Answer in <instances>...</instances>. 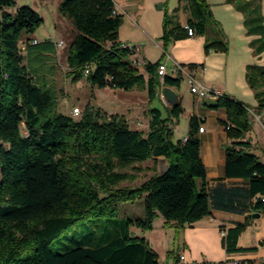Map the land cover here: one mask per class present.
<instances>
[{
    "label": "trees",
    "instance_id": "1",
    "mask_svg": "<svg viewBox=\"0 0 264 264\" xmlns=\"http://www.w3.org/2000/svg\"><path fill=\"white\" fill-rule=\"evenodd\" d=\"M225 1L243 14L246 33L255 35L249 45L254 55H261V0ZM179 10L188 14L185 25L177 20ZM59 11L76 30L67 50L72 81L86 78L92 87L124 89L145 83L148 99L157 96L160 61H146L143 71L139 70L130 48L118 40L123 14L116 10L114 0H61ZM42 21L28 5L0 0V264H161L144 237L130 235V225L149 229L160 215L165 223H173L178 237L179 228L210 215L212 208L234 209L233 199L242 196L237 191L241 188H230L225 195L208 187L197 119H189L183 139H173V125L183 111L179 102L171 104L165 115L160 108L150 107L146 132L114 114L100 119L99 110L88 104L78 117L58 112V91L50 76L56 44L49 39L32 43L30 37ZM186 25L194 35H205L208 25L215 26V37L205 38V52L228 50L221 24L206 0H179L172 12H164L163 56L171 43L189 36ZM21 42L26 44L24 50ZM198 66L204 65L188 64L191 69ZM245 79L257 101L255 107L225 94L210 106L226 110L224 125L232 141L225 148V176L242 179L244 196L254 199L251 208L259 210L264 208V162L245 136L251 130V110L264 115V65L247 64ZM181 80V73L165 74L163 85L178 89ZM261 123L264 127V119ZM93 156L97 160L92 162ZM160 157L166 161L164 171L135 187L112 188L125 177L113 171V160L126 167ZM102 191L107 194L101 195ZM140 197L143 215L121 219L120 233L106 242L65 250L49 247L76 221L115 215L119 203ZM247 223L226 230L222 237L225 252L245 250L237 246V239ZM179 260L175 253L174 262ZM237 264H264V260Z\"/></svg>",
    "mask_w": 264,
    "mask_h": 264
},
{
    "label": "crops",
    "instance_id": "2",
    "mask_svg": "<svg viewBox=\"0 0 264 264\" xmlns=\"http://www.w3.org/2000/svg\"><path fill=\"white\" fill-rule=\"evenodd\" d=\"M206 2L211 6L214 18L221 24L224 38L228 43V51L226 52L211 50L203 54L205 38L207 36L209 38L215 37V31L214 34L188 36L185 39L174 41L169 45L166 54L163 56L162 40L160 39L163 32V8L165 7L168 12H172L179 4V0H114L116 10L123 14V20L118 29V40L121 43L131 42L137 44L139 46L137 57L145 62L163 61L165 56H168V74L172 76L178 74L173 71L175 62L186 68L190 63H202L205 69L201 70L196 67L195 79L217 92L214 95L215 98L209 97L208 93L199 98L197 94L190 91L188 83V88L184 93L187 94L189 103L185 105L179 90L171 87L177 94V102L181 104L183 112L186 113L188 123L189 119L194 117L198 120L199 126H204L203 131H197V136L200 140V157L205 166L208 187L212 188V192L224 191L225 195L228 194L230 188H241L237 191L242 196L237 195L234 197L232 204L234 209L212 208L210 215L195 223L185 224L178 229V241L182 244L183 253L180 254L182 258L177 264H199L196 259H198V256L200 257V254L206 258L209 256L211 238L218 239L219 233L222 234L221 230H227L229 227L245 220H248V223L237 239V246L245 250L232 253L224 252V264H237L242 260L259 263L264 260V244H261L264 239V208L259 210L251 208L254 199L249 200L244 196L246 184L242 179L225 176V148L232 141L227 136L224 125L227 117L226 110L223 107L213 108L210 105L216 102L218 95L221 94L245 103L247 102L242 99L244 94H252L254 97L253 90L245 79V68L247 64L252 63L264 65V52L259 56L253 54L249 42L255 35L246 33L243 25V14L235 9L231 3H227L225 0H206ZM158 3L160 7L155 6ZM263 4L264 0H261V11ZM262 13L264 15V12ZM176 14L178 22L185 25L188 17L187 12L179 10ZM57 26L55 25L56 28ZM31 38L40 41L37 37ZM43 39L51 40L50 38ZM196 50H198L201 59H196L194 55ZM231 51L234 52L233 61H229L233 58L228 57ZM216 57L220 58L221 63L218 65V62H214ZM220 67L222 73L219 71ZM138 68L140 71L143 70V66ZM215 68L217 71H212ZM215 74L220 75V77H216ZM94 92L95 90L92 93L94 94ZM254 100L255 103L251 106L255 107L257 104L255 97ZM87 101L86 98L84 103L86 104ZM97 106H99L98 102ZM251 113L259 117V114H255L252 110ZM177 122L178 120H176ZM176 123L173 125V130ZM259 124L260 128L257 127L254 130L251 123V130L247 132L245 139L250 141L251 147L261 148L263 155L262 152L260 154L253 147L250 149L259 155L264 162V146L260 144L258 138V134L264 137V127L261 121H259ZM187 131L188 127L184 137ZM255 212H259V215L256 217L248 216V214ZM165 224L170 225L172 232H175L176 228L172 222ZM199 246H201L200 249H198Z\"/></svg>",
    "mask_w": 264,
    "mask_h": 264
},
{
    "label": "rangeland",
    "instance_id": "3",
    "mask_svg": "<svg viewBox=\"0 0 264 264\" xmlns=\"http://www.w3.org/2000/svg\"><path fill=\"white\" fill-rule=\"evenodd\" d=\"M60 1L61 0H16L17 6L28 5L43 18L41 24L35 28L30 36L37 37L40 40L43 38H50L56 44V52L53 57L54 69L50 76H52V81L58 91L57 111L71 116L70 111L72 107L79 106L82 112L84 106L88 104V106L93 107L95 110H99L100 119H102L103 115L106 117L114 114L119 118H125L130 127L141 129L146 132L150 119V107L156 106L160 108L162 114L165 115L167 108H169L171 104L158 96L153 100H149L145 83H143V85L140 83L129 89H124L110 86L102 88L92 87L86 78L72 81L69 74L70 67L67 63V50L74 38L75 28L71 20L59 11ZM158 5L159 3L155 6L159 7ZM9 9L14 10L13 7ZM163 11L165 12V7ZM262 12H264V4L262 5ZM55 25H58L57 28ZM215 31V26L208 25V34H214ZM61 42H63L62 45L60 44ZM204 53L206 54L203 46V54ZM233 53L234 52L231 51L228 56L229 58H233L232 60L228 59L229 61L234 60ZM194 55L196 59H201L198 55V50L195 51ZM214 62H218L217 65L220 64V58H214ZM33 65H35V67L38 66V61L36 59L33 60ZM216 68L212 71L216 72ZM219 71L222 73L221 67ZM144 76L146 80L148 78L147 74L144 73ZM216 77H220V75H216ZM187 80L188 76L183 72V78L177 89L185 105L189 103V98L187 94L184 93L188 88ZM93 90H95L94 94L92 93ZM86 98L88 101L85 104L84 101ZM242 99L246 101L251 108L254 107L251 106L255 103L252 94H244ZM97 102L99 106H97ZM250 117L253 129L256 130L257 127L260 128L259 121L264 119V115H259L258 117L251 113ZM177 120L178 122L173 130L174 140L183 139L188 127V118L185 112L182 111ZM258 138L260 139V144L264 146V137L258 134ZM252 147L261 154V148ZM91 160L93 162L97 160V158L93 156ZM165 169L166 161L162 157L158 159H146L145 161L136 162L126 167L118 165L116 161L113 160V171L125 174V177L116 182L112 188L135 187L152 175L160 173ZM106 194V192H101V195ZM118 206V212L115 215H95L76 221L55 237L49 243V247L53 250H65L80 245H100L120 233L121 219L134 216L141 217L144 212V200L142 197L119 203ZM129 233L131 236L144 237L149 247L157 252L158 260L161 264H177L174 262L175 253H179V255L183 253L182 244L179 243L176 233L172 232V227L166 225L164 219L160 215L155 217L151 228L142 229L136 225H130ZM222 237L223 235L219 233L218 239H210L211 251H209V256L206 258L200 254V257L198 256V259H196V261H199V264H224L225 251ZM200 248L201 246L198 247V249Z\"/></svg>",
    "mask_w": 264,
    "mask_h": 264
},
{
    "label": "built area",
    "instance_id": "4",
    "mask_svg": "<svg viewBox=\"0 0 264 264\" xmlns=\"http://www.w3.org/2000/svg\"><path fill=\"white\" fill-rule=\"evenodd\" d=\"M186 30H187V34L189 36H194V31L191 27L189 26H185ZM37 42V39L36 38H33L32 39V43H36ZM61 45L63 44V42L60 43ZM127 44H130V51L132 52V60H135L136 61V66H143L145 61H143L142 59H140L139 57H137L138 55V52H139V46L137 44H134V43H131V42H127ZM25 46L26 44L24 42H21L20 43V48L22 50L25 49ZM169 57L168 56H165V60L163 61H160L159 64L157 65L156 67V71H157V74L159 76V79H160V85L156 91V95L158 97H160L161 99L163 100H166L165 99V95H164V92H163V76L165 74H168L169 71H168V67H167V59ZM201 70H204V66H198ZM173 71L174 72H177V73H186V75L188 76V83H189V87H190V91L197 94V96L199 98H202V93H209V97H212V98H215L214 97V89H211V88H208L204 85H202L201 83H199L196 79H195V71H196V68H189V67H184L183 65L175 62L174 65H173ZM88 72V69H86V73ZM71 116H76L78 117L80 114H81V109L79 106H74L72 107L71 109ZM204 129V126H200L199 127V131H203ZM261 200L264 202V194L261 195ZM221 233L222 235H224L226 233V230H221ZM180 258H182V256H180ZM236 263V262H235Z\"/></svg>",
    "mask_w": 264,
    "mask_h": 264
},
{
    "label": "water",
    "instance_id": "5",
    "mask_svg": "<svg viewBox=\"0 0 264 264\" xmlns=\"http://www.w3.org/2000/svg\"><path fill=\"white\" fill-rule=\"evenodd\" d=\"M158 6L160 7V4ZM162 89H163L165 99L167 100V102H169L170 104H174L177 102V94L170 86L163 85ZM258 215H259V212L248 214V216H254V217Z\"/></svg>",
    "mask_w": 264,
    "mask_h": 264
},
{
    "label": "bare ground",
    "instance_id": "6",
    "mask_svg": "<svg viewBox=\"0 0 264 264\" xmlns=\"http://www.w3.org/2000/svg\"><path fill=\"white\" fill-rule=\"evenodd\" d=\"M121 46L122 47H129L130 48V44H127V43H121ZM205 93H202V96L204 95ZM209 94V93H208ZM217 94L216 91H214V95Z\"/></svg>",
    "mask_w": 264,
    "mask_h": 264
}]
</instances>
